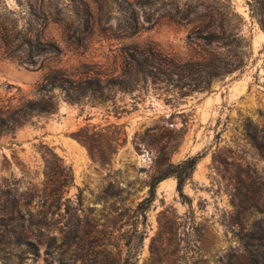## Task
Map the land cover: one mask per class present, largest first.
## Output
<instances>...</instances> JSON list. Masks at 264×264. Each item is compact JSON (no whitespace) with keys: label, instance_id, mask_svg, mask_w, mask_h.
<instances>
[{"label":"rangeland","instance_id":"1","mask_svg":"<svg viewBox=\"0 0 264 264\" xmlns=\"http://www.w3.org/2000/svg\"><path fill=\"white\" fill-rule=\"evenodd\" d=\"M247 1L218 0L243 37L242 65L207 88L149 83L93 105L55 89L54 113L0 133L1 201L15 203L13 228L38 244L21 260L0 252V264H246L238 233L254 230L264 210V7ZM184 2L134 5L152 25L129 35L121 0H0V110L39 98L52 69L116 70L128 44L202 55L209 48L188 44L190 26L158 20ZM84 125L95 134L90 153L75 138L85 140ZM190 157L185 196L170 176L148 201L151 179Z\"/></svg>","mask_w":264,"mask_h":264},{"label":"trees","instance_id":"2","mask_svg":"<svg viewBox=\"0 0 264 264\" xmlns=\"http://www.w3.org/2000/svg\"><path fill=\"white\" fill-rule=\"evenodd\" d=\"M121 1L130 8V11L125 14L129 25L123 29V32L135 35L141 28H148L152 23L145 24V22H150V18L139 21L134 5H144V7L147 5L151 8L164 0ZM204 1L185 0L181 7L172 5L173 10L167 9L158 15V20L167 18L176 24L190 26L186 37L188 44L200 46L201 43L209 48L203 50L202 55L199 54L193 59L181 60L152 44L135 43L121 47L118 68L114 71H108L104 66H98L95 63H82L74 73L52 69L36 88V92L40 95L39 98L28 99L10 110L3 112L0 110V133L12 131L18 125L29 121L32 115L54 113L56 105L52 91L55 89H58L63 98L70 103L85 101L92 105L107 104L113 98L114 93L144 90L149 83L172 85L178 89L189 88L191 91L204 89L213 79L239 68L242 65L239 50H241L243 37L230 25L229 15L232 12L228 8L229 2L226 5L220 3L222 6H219L217 5L218 0L213 4ZM247 3L257 9L264 7V0H250ZM260 23L264 27L263 22L260 21ZM26 40L31 43V39ZM35 45L42 47L35 48L36 52L43 51L40 41H36ZM220 48H223V52H218ZM45 52L48 51L45 50ZM26 60L22 59L21 62L27 63ZM90 127V125H84L79 128V131L84 132L85 140L75 136L89 153L91 148L88 146V141L93 142L95 135ZM196 163V157H190L176 165L169 163L165 169L151 179L148 186V201L153 199L156 185L170 176L175 177L176 188L184 197L185 180L190 177ZM14 204L9 199L1 201L0 198V252L3 258L9 261L13 255L21 260L26 258V253H38V244L29 236L30 233L12 226L16 221ZM260 213L263 218L254 230L238 233L246 264H264V210Z\"/></svg>","mask_w":264,"mask_h":264}]
</instances>
